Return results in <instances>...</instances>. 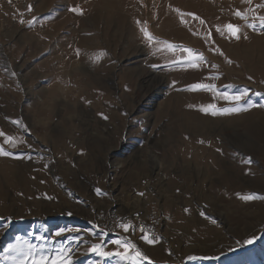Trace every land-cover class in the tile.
Returning a JSON list of instances; mask_svg holds the SVG:
<instances>
[{"label": "rangeland", "instance_id": "rangeland-1", "mask_svg": "<svg viewBox=\"0 0 264 264\" xmlns=\"http://www.w3.org/2000/svg\"><path fill=\"white\" fill-rule=\"evenodd\" d=\"M261 5L0 0V264H264ZM134 196L171 216L157 242L92 251L94 214Z\"/></svg>", "mask_w": 264, "mask_h": 264}, {"label": "snow or ice", "instance_id": "snow-or-ice-1", "mask_svg": "<svg viewBox=\"0 0 264 264\" xmlns=\"http://www.w3.org/2000/svg\"><path fill=\"white\" fill-rule=\"evenodd\" d=\"M244 2H248L250 3L251 0H244ZM261 7H264V5H261ZM29 10H31L30 6H29ZM72 11H78L77 9H70ZM235 15L241 19L246 20L247 16L240 13V12H236ZM255 19H258L260 21V26L262 28H264V17H255ZM21 23H23V21H21ZM201 23H203V21H201ZM29 24H31V21H29ZM248 27L250 28H255L254 24H248ZM227 32L230 34L231 37L239 39L238 36V32H239V28L237 26H234L232 24H228L225 26ZM142 32L144 33L145 38L149 41L152 42L155 38L151 37L150 34L147 32L146 29L142 28L141 29ZM217 31H221V29H217ZM167 47L169 49L172 48V45H167ZM184 51L188 52V59L190 61H192L191 66L192 67H196L197 66V62H204L203 61V56L202 55H193L192 50L190 49H184ZM103 54H98L94 60H98L100 58V56H102ZM215 67V66H213ZM215 86L214 85H204V84H197L194 86H191L192 90L195 89H204V90H214ZM247 96V92L246 91H242L239 95H228L225 94L223 96V99L229 101V102H233L235 105L234 107H230V108H223V109H217L216 106L214 104H209L206 107L201 108L200 110L206 114H211L213 116H217V115H225V114H231V113H236L239 111H243V110H247V108L241 107L240 102L242 100H244ZM0 136H4V143L10 145L11 147H15L16 146V142L15 139L13 137H8L6 136L4 133L0 132ZM11 155V153L5 151L3 148H0V156H8ZM246 163H251L250 160L245 161ZM244 200H252L255 199L254 196H243L241 197ZM124 230L128 231L129 226L128 225H123ZM60 233H57V235H59ZM144 239L147 243L152 244L157 242V240L154 239H149L146 235L144 236ZM114 243H116L117 245L121 246L124 248V253L123 255L121 253H115V255L117 256H121L122 258L126 259L128 254L130 252L134 253L133 259H143V255L142 253H140L138 250H136L135 246L131 243H121L120 241H115ZM249 243H251V241H249ZM100 245H94L92 248V251L94 252H98L100 255L102 256H111L113 255L112 253H106V252H100ZM48 261V257L47 256H40L38 259L34 260L33 264H47ZM51 264H70V262H64L63 257L61 256H56L55 258L52 259Z\"/></svg>", "mask_w": 264, "mask_h": 264}, {"label": "built area", "instance_id": "built-area-1", "mask_svg": "<svg viewBox=\"0 0 264 264\" xmlns=\"http://www.w3.org/2000/svg\"><path fill=\"white\" fill-rule=\"evenodd\" d=\"M158 209L160 207L154 202V205L148 207L147 211H145L147 213V220H138V226L130 225V216H127V214H115L111 210L108 212L101 210V214L94 215H100V217L107 219V226L104 228L106 231H118V223H128L129 228H139L142 233L149 236V239L156 240V234H160L158 233V223L171 222L170 217L158 216ZM129 228L128 232H124V235L130 241Z\"/></svg>", "mask_w": 264, "mask_h": 264}, {"label": "bare ground", "instance_id": "bare-ground-1", "mask_svg": "<svg viewBox=\"0 0 264 264\" xmlns=\"http://www.w3.org/2000/svg\"><path fill=\"white\" fill-rule=\"evenodd\" d=\"M156 203L157 201H155V204ZM153 205H154V202L151 204V206ZM104 210L106 212L111 210L115 212V214H127V216H130L131 226H138V220H147V213L145 212H142V213L126 212L120 206L118 207V206L112 205V206L105 208ZM96 214H101V211L97 212ZM158 216H164L163 213L160 211V209H158ZM92 219H93L92 222H93L94 229L99 233L101 240H107V239L116 237L117 235H119L118 231L128 232V231H125L123 227V225H128V223H118V231H106L104 229L107 226L106 218L100 217V215H95L94 218ZM166 224L167 223H158V233L160 234H156V240L159 239L163 226L164 225L166 226ZM129 235H130L131 240L138 241L139 239L141 240V238H143L144 240L145 233H142V231L139 228H129ZM146 236L149 238L148 235Z\"/></svg>", "mask_w": 264, "mask_h": 264}, {"label": "crops", "instance_id": "crops-1", "mask_svg": "<svg viewBox=\"0 0 264 264\" xmlns=\"http://www.w3.org/2000/svg\"><path fill=\"white\" fill-rule=\"evenodd\" d=\"M145 189H144V186L143 187H140L139 188V191H144ZM138 192H136V194H137ZM137 196H139V195H137ZM111 199V198H110ZM116 200H118V199H116ZM115 204V203H114ZM118 204V203H117ZM132 205V207H131V213H137V212H140V211H142V209H143V207H144V201H142L140 198H138V197H135L134 196V198H133V200L131 201H124V202H122L121 201V203H119V205L120 206H125V205ZM162 210V209H161ZM162 213H163V215L165 216V217H170L171 218V216L170 215H166L165 213H164V211L162 210ZM166 226H167V224H166ZM165 225L163 226V229H162V233H163V231H164V228L166 227ZM93 230V229H92ZM92 234V236L91 235H88V237L89 238H91L92 240H94V241H96L97 242V244H100V245H104V247H107L108 245H110L111 243H113V242H115V241H120L122 244L123 243H131L127 238H126V236L124 235V232L123 231H120L119 232V235H117L116 237H113V238H110V239H107V240H101V238H100V236H99V234H97L94 230H93V232L91 233ZM94 235V236H93ZM131 244H133L134 245V243H131ZM147 244H149V243H147L146 241H145V239L143 240V238H141V240L139 239L138 240V242L135 244V245H147ZM153 244V243H152ZM134 245V246H135ZM137 246H135V247H137ZM104 252H106V253H114L113 251H110V250H104ZM132 252H130L129 254H131ZM112 257H115L116 259H118V257L116 256V255H112ZM112 257L111 258H106V261H110L111 259H112ZM100 258V257H99ZM131 262H132V260H130Z\"/></svg>", "mask_w": 264, "mask_h": 264}]
</instances>
